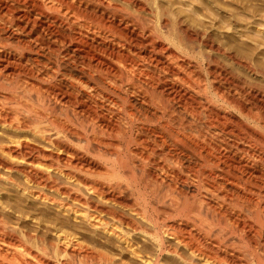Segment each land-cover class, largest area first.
<instances>
[{"label":"bare ground","instance_id":"6f19581e","mask_svg":"<svg viewBox=\"0 0 264 264\" xmlns=\"http://www.w3.org/2000/svg\"><path fill=\"white\" fill-rule=\"evenodd\" d=\"M176 1L0 0V264H264V0Z\"/></svg>","mask_w":264,"mask_h":264},{"label":"rangeland","instance_id":"374dc122","mask_svg":"<svg viewBox=\"0 0 264 264\" xmlns=\"http://www.w3.org/2000/svg\"><path fill=\"white\" fill-rule=\"evenodd\" d=\"M144 2H147V4L150 6V0H143ZM181 0H177L175 2V7L176 9L182 11L183 13H192L194 14L196 12V9L193 5H187V4H181L180 3ZM196 2H201V0H195ZM168 23V30L172 31V19L169 17L167 20Z\"/></svg>","mask_w":264,"mask_h":264}]
</instances>
